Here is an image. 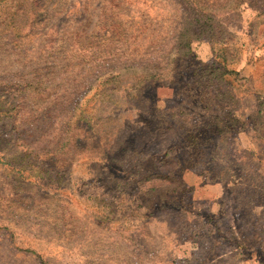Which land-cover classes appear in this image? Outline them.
Here are the masks:
<instances>
[{"label":"rangeland","instance_id":"374dc122","mask_svg":"<svg viewBox=\"0 0 264 264\" xmlns=\"http://www.w3.org/2000/svg\"><path fill=\"white\" fill-rule=\"evenodd\" d=\"M259 95L264 0H0V264H264Z\"/></svg>","mask_w":264,"mask_h":264},{"label":"crops","instance_id":"0c3cea01","mask_svg":"<svg viewBox=\"0 0 264 264\" xmlns=\"http://www.w3.org/2000/svg\"><path fill=\"white\" fill-rule=\"evenodd\" d=\"M235 65H236V69H238L240 71L239 77L241 78V80L250 81L251 76L254 73V68H255L254 62H252V61L248 62V61H244V59H240L239 63H237ZM258 108L260 110L258 109L259 111L257 113H259L260 117L262 115V118L264 120V104ZM255 133L257 136L255 135ZM248 135L250 137L249 138L250 142H255L256 140H259L258 139L259 136H258V133L256 132V130H255V132L252 130V132H249ZM261 155L264 158V152Z\"/></svg>","mask_w":264,"mask_h":264},{"label":"trees","instance_id":"16d2710c","mask_svg":"<svg viewBox=\"0 0 264 264\" xmlns=\"http://www.w3.org/2000/svg\"><path fill=\"white\" fill-rule=\"evenodd\" d=\"M217 58L222 61L223 65L221 66L220 64H218L219 62H213L212 65L214 67H216L219 70H223L224 74H232V75H235L238 79H241L239 77L240 71L238 69L233 68V67L230 66L232 63H230V64L228 63L227 57H225L223 55H217ZM236 62H238V60ZM236 62H233V64L236 63ZM258 97L259 98H261V97L263 98L264 96L259 95ZM262 105H263V103L259 104L258 107H261ZM261 119H262V117H261Z\"/></svg>","mask_w":264,"mask_h":264}]
</instances>
